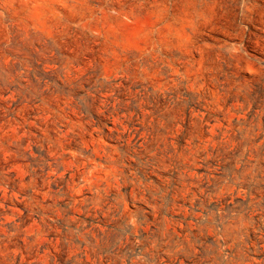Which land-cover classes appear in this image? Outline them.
I'll return each instance as SVG.
<instances>
[{"label": "rangeland", "instance_id": "obj_1", "mask_svg": "<svg viewBox=\"0 0 264 264\" xmlns=\"http://www.w3.org/2000/svg\"><path fill=\"white\" fill-rule=\"evenodd\" d=\"M0 264H264V0H0Z\"/></svg>", "mask_w": 264, "mask_h": 264}]
</instances>
